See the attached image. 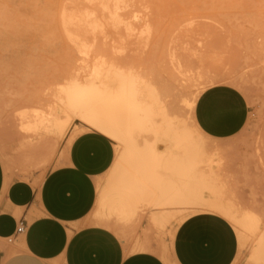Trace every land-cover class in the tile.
Segmentation results:
<instances>
[{
	"label": "rangeland",
	"instance_id": "obj_1",
	"mask_svg": "<svg viewBox=\"0 0 264 264\" xmlns=\"http://www.w3.org/2000/svg\"><path fill=\"white\" fill-rule=\"evenodd\" d=\"M102 61L150 73L164 107L188 126L206 90L226 87L241 94L247 110L242 130L225 140L206 136L204 141L221 147L219 173L228 192L224 200L238 213H254L264 228V0H0V161L6 176L38 184L72 138L93 131L74 120L54 149L44 147L30 162L19 149L18 115L45 109L58 85L68 78L82 81ZM172 62L177 68L185 65L181 70L190 78L188 84L176 81ZM193 96L198 97L189 111L186 103ZM112 143L114 165L119 150ZM151 212L147 207L140 218L120 225L112 220L117 225L107 228L97 223L102 212L95 207L93 221L114 232L126 254L150 251L171 263L175 228L192 214L158 230L151 224ZM254 239L249 236L235 264H246ZM141 242L148 250L136 249Z\"/></svg>",
	"mask_w": 264,
	"mask_h": 264
},
{
	"label": "bare ground",
	"instance_id": "obj_2",
	"mask_svg": "<svg viewBox=\"0 0 264 264\" xmlns=\"http://www.w3.org/2000/svg\"><path fill=\"white\" fill-rule=\"evenodd\" d=\"M187 59L185 62L191 67L192 61ZM184 64L177 68L172 62L170 66L177 68L176 81L188 84L190 78L181 70ZM91 68L82 81L74 77L58 85L45 109L19 113V149L26 152V158L31 162L44 147L54 149L57 140L77 120L109 138L119 150L104 186L99 189L95 207L102 216L98 215V224L110 228L116 223H129L140 218L147 207H152L150 221L158 230L187 213L213 214L235 227L238 254L249 236H254L246 264H264L261 219L254 213H238L231 201L224 200L228 192L224 193L219 173L224 162L219 156L221 147L208 146L204 141L207 137L194 121L188 126L180 115L164 107L150 73L128 66L118 69L106 63ZM201 77L198 74L197 80ZM197 97L186 103L189 111H193ZM148 248L142 242L136 247L140 251Z\"/></svg>",
	"mask_w": 264,
	"mask_h": 264
},
{
	"label": "crops",
	"instance_id": "obj_3",
	"mask_svg": "<svg viewBox=\"0 0 264 264\" xmlns=\"http://www.w3.org/2000/svg\"><path fill=\"white\" fill-rule=\"evenodd\" d=\"M193 118L205 137L231 138L246 123L245 100L230 88L208 89ZM113 161L112 141L96 131L72 138L38 184L6 176L0 161V264H165L150 251L126 254L114 232L94 223L98 185ZM179 224L168 264H235L239 245L225 219L203 213Z\"/></svg>",
	"mask_w": 264,
	"mask_h": 264
},
{
	"label": "built area",
	"instance_id": "obj_4",
	"mask_svg": "<svg viewBox=\"0 0 264 264\" xmlns=\"http://www.w3.org/2000/svg\"><path fill=\"white\" fill-rule=\"evenodd\" d=\"M24 229H25V223L21 221L17 227L16 234H21L22 232H24ZM10 241L11 240H9V242Z\"/></svg>",
	"mask_w": 264,
	"mask_h": 264
}]
</instances>
